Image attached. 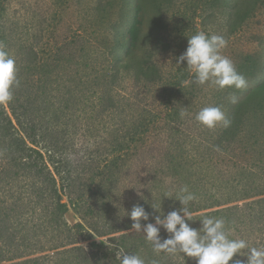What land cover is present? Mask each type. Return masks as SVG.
<instances>
[{"label":"trees","instance_id":"obj_1","mask_svg":"<svg viewBox=\"0 0 264 264\" xmlns=\"http://www.w3.org/2000/svg\"><path fill=\"white\" fill-rule=\"evenodd\" d=\"M263 1L213 0L223 2L241 23ZM134 2L133 19L114 22L107 31L109 41L95 49L103 54L101 63L100 53L93 57L86 52V43L80 47L82 56L72 57L67 36L48 40L45 27L12 8L13 0H0V43L15 58L20 80L10 113L0 105V264H119L115 254L120 251L140 255L145 264H185L178 255L155 254L143 233L130 231L132 222L125 216L139 204L149 213L142 224L154 223L158 213L151 206L161 201L165 215L179 209L173 199L184 185L197 196L189 206L193 228L205 216L224 218L231 238L245 239L250 248L264 247V135L258 131H264V79L227 109L223 102L231 89L216 93L223 103L217 106L231 120L228 128L209 130L197 122L198 134L184 133L175 124L194 101L187 95L196 91H187L180 80L167 84L154 60L162 27L153 26L158 39L144 44L145 13L140 0ZM63 67H74L75 76L66 80ZM240 69L255 78V71L264 72V53L247 56ZM60 81L68 84L57 93L54 86ZM153 90L163 107L134 115L141 95ZM74 118L78 124L109 121L102 122L101 162L86 170L83 159L72 160L66 152L72 146L69 122ZM154 148L161 153L143 160V150L154 155ZM215 161H230V173L219 169L212 182L205 181L206 164H212L213 174ZM167 174L173 179L169 187L162 181ZM163 190L171 199L160 194ZM69 210L77 217L73 225L65 219ZM29 223L34 229H27ZM160 236L167 238L163 229ZM93 238L101 242L89 252L80 241Z\"/></svg>","mask_w":264,"mask_h":264},{"label":"rangeland","instance_id":"obj_2","mask_svg":"<svg viewBox=\"0 0 264 264\" xmlns=\"http://www.w3.org/2000/svg\"><path fill=\"white\" fill-rule=\"evenodd\" d=\"M135 0H13L12 8L21 10L28 18L36 23L37 27H45L47 30L46 37L50 41L60 40L68 37L70 47H66L67 53L72 57L82 56L81 45L87 44L89 48L86 52L96 57L100 53V61L104 62L101 50H95L97 47L103 46L106 41H109L108 28L114 23L122 19L128 21L129 18L133 19V8ZM232 1V0H229ZM125 3V4H123ZM140 7L145 13L144 17V31L140 39L144 44L154 43L158 39V35L154 33L153 26L161 25L159 33L160 42L157 51L154 54V60L160 65L164 78L168 82H176L180 80L190 79V73L187 71L186 64L181 63L176 66V58L179 57L187 47V38L196 34L199 31H204L208 35L217 34L223 35L227 40V46L223 50V55L231 59L239 73H241L240 65H244L245 59L249 55L254 58L261 56L264 53V1L261 2L256 11L245 22H240L238 18L231 16L225 9L223 2L214 3L213 0H140ZM123 9L122 16L119 11ZM125 31L127 29L125 28ZM155 37V39H154ZM76 41H75V40ZM151 43V44H152ZM96 54V55H95ZM104 65V64H101ZM251 71V69H250ZM257 76L255 78L246 77L248 84L247 87L241 90L231 89L229 96L223 103L219 102L216 93L221 92L213 86L197 85L195 83L184 84L186 90L189 91L190 87H194L196 94L187 95V98L194 100L190 109L186 110V115L181 116L176 122L175 127H179L184 133L198 134L200 126L195 120L196 114L200 109L207 106L223 104L227 109L233 105L231 97H241L246 92L256 86L264 79V72L255 71ZM61 74L66 77V80L72 79L75 76L74 67H63ZM242 74V73H241ZM68 83L60 81L54 86L57 93L64 92L65 86ZM168 87V86H165ZM154 89V86H152ZM238 91H241L239 95ZM155 90L151 93L141 95L140 107L135 108V114L146 113V111L159 110L163 107L158 105L159 98L155 101ZM224 98V96H223ZM221 98V99H223ZM16 102L14 93L13 101L4 105L5 109L10 113V108ZM135 107V106H134ZM82 115V114H81ZM80 120V119H79ZM78 120V121H79ZM75 122H69L72 129L71 139L72 146L67 152V156L72 157V160L83 159V169L86 170L91 165H97L101 162L102 154L104 152V138L105 131H103L102 122L107 124L109 121L105 118L96 120L94 122L78 121L74 118ZM256 123L259 126L258 120L251 119V124ZM92 127H86L85 125ZM111 121L109 125H111ZM114 125V124H113ZM255 126V127H256ZM97 128L95 130L94 128ZM263 129V128H261ZM258 128L259 133L264 131ZM204 129L201 131V133ZM164 150V148H163ZM142 157L146 162H150L155 155H159L161 150L154 148L153 153L145 149ZM151 159H148V158ZM218 157V156H217ZM100 158V159H99ZM220 160V158H218ZM212 163V162H211ZM214 173L212 174V164L207 163L206 168L209 176L205 181L212 182V179L218 175V170L228 171L232 163L230 161H215ZM255 170L257 168H254ZM163 184L169 187L173 183V179L169 174L163 176ZM254 183H258L255 180ZM256 187L255 185H251ZM143 186L137 188L140 192ZM169 192L168 190L160 191L161 195ZM65 219L68 224L73 225L77 222V217L73 211L67 213ZM28 220H30L28 218ZM121 222L122 219L120 218ZM33 223L28 224L27 229H31ZM32 235V231L28 232ZM80 241V240H79ZM101 242L98 238H93L89 242L80 241L82 246L89 252H92L94 247Z\"/></svg>","mask_w":264,"mask_h":264},{"label":"clouds","instance_id":"obj_3","mask_svg":"<svg viewBox=\"0 0 264 264\" xmlns=\"http://www.w3.org/2000/svg\"><path fill=\"white\" fill-rule=\"evenodd\" d=\"M223 35H208L204 31L187 38L185 51L176 58V66L186 64L191 79L184 80V84L209 85L217 90H241L247 87L246 77L239 73L231 59L223 55L227 46ZM20 86L18 69L15 58L0 43V105H8L14 99V89ZM236 102V97H231ZM181 112V116L186 115ZM195 120L203 127L212 130L218 126L228 128L231 120L220 106L203 107L195 116ZM164 198H169L165 194ZM171 199V198H169ZM180 204L179 209L168 212L166 215L159 205L153 204L151 208L158 213L154 223L149 221V213L142 205H133L130 212H125L131 220L130 231L143 233L144 239L152 246L155 254L164 253L169 256H179L184 260L189 258L195 264H230L234 257H246L245 260L236 259L234 264H264V247H249L248 242L242 238H231L232 229L226 226L224 218L205 216L200 221L199 228H193L190 204L197 200L195 193L187 185L180 188L173 199ZM161 229L167 238H161ZM246 250V251H245ZM119 264H145V260L138 254L120 251L115 254ZM151 264H159L152 260Z\"/></svg>","mask_w":264,"mask_h":264}]
</instances>
